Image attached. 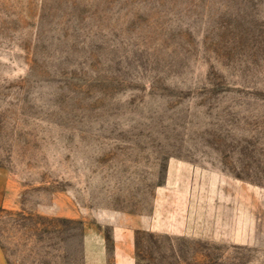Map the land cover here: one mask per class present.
Listing matches in <instances>:
<instances>
[{"label":"rangeland","instance_id":"1","mask_svg":"<svg viewBox=\"0 0 264 264\" xmlns=\"http://www.w3.org/2000/svg\"><path fill=\"white\" fill-rule=\"evenodd\" d=\"M121 244L264 264V0H0V264Z\"/></svg>","mask_w":264,"mask_h":264},{"label":"crops","instance_id":"2","mask_svg":"<svg viewBox=\"0 0 264 264\" xmlns=\"http://www.w3.org/2000/svg\"><path fill=\"white\" fill-rule=\"evenodd\" d=\"M130 245V244H129ZM123 244L120 245V247L118 248V253L120 255V257H122V261L120 262V264H127L124 262L123 259H132V256H131V253L130 252H127L124 248H123ZM118 264V262H117ZM128 264H131L130 262H128Z\"/></svg>","mask_w":264,"mask_h":264}]
</instances>
